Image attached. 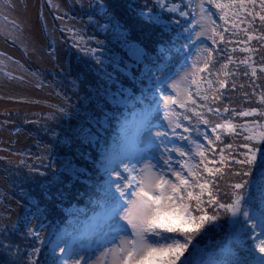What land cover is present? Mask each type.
I'll list each match as a JSON object with an SVG mask.
<instances>
[{"label":"trees","instance_id":"trees-1","mask_svg":"<svg viewBox=\"0 0 264 264\" xmlns=\"http://www.w3.org/2000/svg\"><path fill=\"white\" fill-rule=\"evenodd\" d=\"M87 1L91 9L90 14H88L89 17H92V14H98L99 18L104 13L111 15L114 18V24L120 26L121 30L123 25V30L127 31H121L125 42L135 43L142 48L143 58L138 63L137 68L128 65L126 59H123V63L114 60L117 52L114 51L115 54L109 48L104 51V55H102L103 52L90 53V49L100 50L102 41H105V37L101 36L100 32H97L96 26L94 28L90 27L86 34L72 35L74 30L71 31V34H66L69 52L66 64L58 67L59 72L58 70L49 72V70L45 77L52 83L54 80H58L59 84H62L59 86L60 90L66 94L70 102L75 106V113L81 112L76 113V116L86 117L90 114L89 116L92 117L93 113L94 118H91L92 123L84 132V129L71 130L65 128L68 127L71 118H76L74 113L71 117L62 115H60L61 117L58 115L49 117L44 114L40 115L42 118L40 117L36 122L33 119H29L36 125L30 127L28 131L32 133V137L34 136L38 140L41 139L39 135H55L52 132L67 134L65 142L61 146L56 144L58 140L47 139L45 144L50 148V152L44 153L45 156L52 153L50 156L57 154V158H66L67 164H69L66 165L67 170L65 167L58 169V172L53 169L55 157L49 160V162L52 161L49 166L40 165L37 160L34 164H30L26 161L28 160V153H25L24 160L21 162L17 160L16 162L18 163L15 165L12 161H6L4 158L0 161V173L9 184L13 198L19 203H23L27 210L15 230L11 226H7V232L4 233L5 228H0V233H3L0 234V241L11 245L10 248L0 247V264H28L32 249L37 247L40 248V252L35 257H32L35 259L36 264H51L50 245L44 244L42 245L43 247H40L37 240L27 235V227L31 224H28V220L30 219L32 222L37 214H40L43 207H50L48 211L43 210V224L55 225L56 235L64 232L79 235L81 231L89 227L90 222L100 213L99 210L101 208L97 204V189L105 179L94 161L98 160L100 152L106 143L113 145L115 142L118 145V124L115 117L123 113L131 119L132 113L140 112L146 107L152 108V116H154V113L158 110L156 103L160 99V93L155 90L156 77L154 74H159L157 69H163V75L167 74V78L174 74L176 75L180 69L190 63L200 45L199 41L194 38L196 31L194 25L195 4L197 0H191V3H189V0H169V4H178L182 11L189 12L188 17H180L179 13H169L161 10L154 3V0H147L150 5L148 9L141 0ZM217 2L224 5L230 4V0H217ZM206 7L213 14L212 18L216 19L217 25H219L216 27V31L223 33L225 43L221 44L218 36L216 37L217 43L215 45H213L211 39L205 41V47L213 49V56L209 71L200 74L204 78L201 82V89H207V80L213 82V89H219L217 73L220 71L221 64L228 63L226 57L229 55L233 58V62L229 63L228 68L224 69V71L234 72L235 75L227 77L222 74L219 75V80L227 81V87L220 89L219 92L209 90L207 92L209 99L207 101H198V103L207 104L208 107H219L221 109L220 113H208L206 108L201 109L189 105L194 111L203 112L205 118L210 120V124L207 127L199 123L197 117L193 116L191 112H186L185 109L177 106L173 110L180 114L177 119L183 126H187L189 129H194V126L198 127L200 133L198 135L195 130L184 132L183 128H180L177 130L176 136H190L194 141L208 148L204 134L207 133L208 137L215 141V136L211 133V127L215 123L223 122V118H230L234 124L247 126V128L253 129L255 132L264 129V115H261V113H264V104L260 103V96L264 93V73L259 71L260 67L264 66V62H262L264 47L261 46L264 45V40L253 39L246 44L242 43L241 41H247V37L240 29L247 28L248 34L254 37H260L264 35V32L260 30L258 17L252 22V27H249L248 21H251L252 18L246 17V13L239 12V18L234 16L233 13L238 11L237 7L217 9L208 3H206ZM248 7L251 6L249 5ZM149 10L154 13V17L151 19L143 14ZM255 11L260 12L258 3ZM225 14L226 19L229 21L228 24H224V21L219 19V16ZM175 20H179L180 24L174 23ZM241 20L245 22L240 23ZM234 21L238 25L236 29L232 28ZM149 26L154 28L153 33H150ZM184 27L191 28V40L188 39L190 33L184 32ZM225 27L229 29L228 32H223ZM233 32L238 34L234 36L232 35ZM229 40L232 43H227ZM97 41L100 43L98 44ZM233 47L237 51L232 52L231 49ZM241 47H250L254 51L240 52L239 49ZM88 52L90 55H87ZM245 58H249L248 63L256 68L257 75L255 77L251 75L250 67L239 63V60ZM98 59L101 61L108 59L109 61L106 60L105 62L107 66L112 62H116L117 65L114 68L117 70L109 72L107 76H105V73L99 75L96 72L97 70H95L98 65L96 60ZM123 69L127 72H124ZM245 71L248 72L247 76L243 74ZM119 77L120 79H118ZM233 83H235L234 90L232 88ZM241 85L244 87L241 88ZM86 90L89 93V98H91L92 106L90 107L86 104L84 98L88 94ZM92 90L96 91V95H99V98L92 97L94 95ZM110 90L113 92H109ZM213 95L220 98L213 101L211 98ZM117 100H121L122 103L117 104ZM224 107L229 108V113H223ZM233 108L237 113L255 109L256 114L247 117L233 115L231 111ZM184 115L190 116L191 119L184 120ZM27 119V115L24 119H16L14 122L16 125L15 130L23 129V124L29 121ZM61 120H65V126ZM53 121L55 124L52 123ZM49 131L51 132L49 133ZM217 134L221 135L222 140L232 143L233 148H225L224 155L228 157L231 167L236 169L240 166L232 163V157L243 159L241 153L247 151L240 145L249 144L250 147H264V145L256 142L245 141L243 137L249 135V132L245 131L244 128H238L235 133L227 136L220 129H217ZM41 142L43 143V140ZM174 145H183L186 148L195 149V143L189 145L188 141H181L177 138L174 140ZM211 147L216 149L214 158L219 160V148L223 147V144L215 142ZM32 149L33 157L44 158L43 149L40 150L38 144ZM207 154L209 158H213L211 151ZM196 159L198 160L199 157ZM216 166L219 167V165ZM36 170L47 173L46 177H38L39 173ZM223 171L227 173L228 168H224ZM58 176L64 179L65 188H58L53 185ZM238 179L239 177H231L229 179L225 175V180L228 183H234ZM58 205H61L64 209L60 212H54ZM221 225V227L214 228V230L210 228L206 232V234L210 235L209 242L203 244L205 235L197 238L199 241L197 246L204 253L207 250L209 254H219V248H221L228 233L231 231L227 222L222 221ZM53 239H55V235ZM17 249H19L18 252ZM207 256L203 258L207 259ZM199 258L198 256L197 259Z\"/></svg>","mask_w":264,"mask_h":264},{"label":"snow or ice","instance_id":"snow-or-ice-1","mask_svg":"<svg viewBox=\"0 0 264 264\" xmlns=\"http://www.w3.org/2000/svg\"><path fill=\"white\" fill-rule=\"evenodd\" d=\"M154 3L169 13H179L180 17L189 16V12L182 11L178 4H169V0H154ZM207 3L217 9L237 7L238 11L233 15L239 18V12L246 13V17L252 18L248 21L249 27H252V22L258 17L260 30L264 32V0H230L229 5L218 3L217 0H207ZM257 3L260 12L255 11ZM249 5L251 7H248ZM201 7L203 8V0ZM143 14L149 19L152 18L150 10ZM212 16L213 14L209 13L206 17L208 22L215 26L207 38L215 45L218 36L219 42L223 44L225 37L223 33L216 31L219 25ZM219 19L224 21V24L229 22L226 14L219 16ZM174 23L180 24V21L175 20ZM197 24L201 31L195 35L199 39L207 28L199 21ZM232 28H238L235 21ZM228 31L227 27L223 29V32ZM240 31L247 37V41H241L242 43L246 44L253 39L264 40V35L260 37L249 35L247 28ZM184 32L190 33L188 39L191 40V28L184 27ZM237 34L232 33L234 36ZM227 43L232 41L229 40ZM89 51L95 54L100 50ZM203 51L207 53L203 66H198L199 60L193 62L192 71L186 72L179 80H173L168 85L175 95H166L162 92V85L165 82L162 79L163 69H157L159 74L154 75L155 90L160 93V100L164 105H176L186 112H191L199 123L207 127L210 120L205 118L203 112L194 111L189 105L206 108L208 113H220L219 107H208L207 104L198 101H207L209 90L219 92L220 89L227 87V81L219 80V75L227 77L234 76L235 73L224 71L228 64L233 62L229 55L226 57L228 63L221 64L217 73L219 89H213V82L207 80V89L202 90L201 82L204 78L200 74L209 71L213 49L206 47ZM231 51L235 52L237 49L233 47ZM239 51L252 52L254 49L241 47ZM248 59H241L239 63L250 67L251 75L255 77L257 70L248 63ZM259 71L264 73V66H261ZM243 74L247 76L248 72L245 71ZM232 88L235 89V83ZM211 98L215 101L220 97L213 95ZM116 103L120 104L122 101L117 100ZM260 103L264 104V93L260 96ZM59 111L66 114L63 109ZM231 111L233 115L242 117L256 114L255 109L237 113L233 108ZM152 113V108L146 107L140 112L132 113L131 119L123 113L115 117L118 124V145L115 142L113 145L106 143L98 160L94 161L105 177L97 189V204L102 212L97 214L89 227L79 235L64 232L54 234L55 239L47 241L52 254L51 264H264V147L240 145L247 151L241 153L243 159L232 157V163L240 166L236 169L231 167L228 157L224 155L225 148H233L232 143L222 140L221 135L217 134V129L227 136L235 133L238 128H244L249 132V135L243 137L245 141L264 145V129L255 132L247 126L234 124L230 118H223V122L215 123L211 127L215 141L210 139L207 133L204 134L208 144V148H205V145L194 141L190 136L177 137V129L183 128L184 132L195 130L199 135V128L194 126V129H189L183 126L179 119L175 121L169 119L170 116L179 117L180 114L165 109L164 118L168 121L171 132L155 131V138L160 144L149 143V147H162V151L158 158L146 159L148 148L144 146L147 139L145 134L152 132L155 127ZM223 113H229V108L224 107ZM183 119L190 120L191 117L184 115ZM170 136L188 141L189 145L195 143V149L183 145L169 147L164 143V138ZM215 142L223 144V147L219 148V160L214 158L216 149L211 147ZM209 151L213 153V158L208 157ZM172 153L181 159H174ZM226 167L227 173L223 171ZM225 175L229 179L231 177L239 179L234 183H228ZM222 221L229 224L231 231L219 254H209L207 259H204L203 250L197 246L199 243L197 238L205 235L210 228L221 227ZM30 223L29 219L28 224ZM12 229L15 230L16 225H12ZM6 232L7 228L4 229V233ZM40 233V228L27 227L28 237L44 245L46 241ZM107 235L112 236L108 241L110 246L103 247L98 255H89L85 249L90 248V244H85L84 241L95 242L96 237L103 238ZM0 247L10 248L11 245L0 241ZM39 252L38 247L32 249L28 264H36L32 257Z\"/></svg>","mask_w":264,"mask_h":264},{"label":"rangeland","instance_id":"rangeland-1","mask_svg":"<svg viewBox=\"0 0 264 264\" xmlns=\"http://www.w3.org/2000/svg\"><path fill=\"white\" fill-rule=\"evenodd\" d=\"M141 1L147 9L150 7L147 0ZM206 3L207 0H203L202 8V0L196 1L194 25L196 27L195 34L201 31L197 24L198 21L205 24L207 31L199 39L196 38V35L194 36L200 45L190 63L180 69L176 75L174 74L168 78L167 74L162 76L165 81L162 85V92L166 95H175L168 85L173 80H179L186 72L192 71L193 62L199 60L200 64L198 66H203V60L207 55L203 51L206 48L205 41L210 40L207 37L211 35V29L214 27L206 19L210 13ZM90 11V4L87 0H51V4H49V0H0V53H3V55H0V161L4 158L6 161H12L15 165L18 163L16 162L17 160L20 162L24 160L25 153H28V160L26 161L30 164H34L37 160L40 165L49 166L52 162H49V160L55 157L53 169L58 172V169L65 167L67 170L66 165L69 164H67L66 158H57V154L50 156L52 153L48 154V156L44 154L50 152V148L45 144L47 139L58 140L56 144L61 146L65 142L67 134L52 132L55 135H39L41 138L39 140H43L42 143L36 137H32V133L28 131L30 127L36 125L31 120L33 119L36 122L41 117L40 115L44 114L49 117L57 115L59 117H61L60 115L71 117L74 113L76 118H71L68 127H65L66 129H84V132L91 125V118H94V114L92 113V117L89 116L90 114L86 117L76 116V113L81 112L75 113V106H73L66 94L60 90L59 86L62 84H59L58 80H54L52 83L45 77L49 70V72L55 70L59 72L58 67L66 64L69 54L68 44L66 43L67 33L71 34V31L74 30L72 35L86 34L90 27L94 28L96 26L97 32H100L101 36L105 37V41H102L98 52H103L102 55H104V51L109 48L113 53L117 52L114 60L123 63V59H126L128 65L138 68V63L143 58V50L135 43L125 42L121 32L124 26L122 25L121 30L120 26L114 24V18L107 13H104L99 18L98 14H92L91 12L92 17H89ZM151 16L153 18L154 13H151ZM149 28L150 33H153L154 28L151 26ZM87 55H90V53L88 52ZM106 60L108 59L103 61L100 59L96 60L98 65L95 70H97L96 72L99 75L105 73V76H107L109 72L117 70L114 68L117 65L116 62H112L107 66ZM123 71L127 72L124 69ZM92 91L94 94L92 97L99 98V95H96V91ZM86 92L88 93L87 90ZM109 92L113 91L110 90ZM88 95L89 93L84 98L86 104L90 107L92 103ZM156 105H159V107L153 116L155 127L152 132L145 134L147 139L144 141V146L148 148L146 159L158 158L161 154L162 147H149V143L152 145L160 144V141L155 138L156 130L171 132L168 121L164 118L165 109L173 110L176 107V105L171 104L164 105L160 99ZM59 109H63L66 114H61ZM25 114L28 116L27 120H31L23 124V129L15 130L16 125L14 122L16 119H24L26 117ZM169 119L175 121L177 117L170 116ZM61 121L65 126V120ZM52 123L55 124L54 121ZM169 139L171 142H169ZM174 140L175 137L170 136V138H164V143L172 147ZM36 144H38L40 150L43 149L44 158L38 159L32 156V148ZM172 156L174 159H181L175 153H172ZM36 172L39 173L38 177L40 178H45L47 175V173L45 174L41 171L36 170ZM54 182L55 184L53 185L55 187L65 188V181L59 176ZM9 188V184L0 173V228L12 227V225H16L17 228L27 212L26 206L13 198L12 191ZM49 209L50 207H43L40 214H37L38 217L36 216L29 225V227L41 229L40 234L46 241L45 245H48V240H53L56 230L55 225L43 224V210L48 211ZM63 209L61 205H58L54 212H60ZM99 211L101 213L102 209ZM211 229L214 230V228ZM111 239L112 236L107 235L103 238L96 237L95 242L85 240V244H90V248L85 250L89 255H98L103 247L110 246L108 241ZM209 241L210 235L205 234L203 244ZM40 247L43 246L40 245ZM208 254L206 250L204 256Z\"/></svg>","mask_w":264,"mask_h":264}]
</instances>
